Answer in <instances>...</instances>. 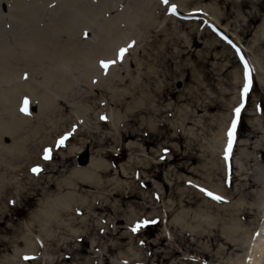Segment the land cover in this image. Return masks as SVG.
<instances>
[{"label": "rangeland", "instance_id": "obj_1", "mask_svg": "<svg viewBox=\"0 0 264 264\" xmlns=\"http://www.w3.org/2000/svg\"><path fill=\"white\" fill-rule=\"evenodd\" d=\"M156 1L151 18L141 0H0V92L16 88L0 104L17 120L0 115V264H237L245 253L229 225L252 234L264 218V0ZM95 5H107L97 21H113L112 39L88 25ZM33 30L43 38L30 44ZM58 47L63 58L47 56ZM241 57L252 86L226 162ZM18 118L27 127L11 133ZM96 162L101 172L87 170ZM198 205L217 217H197ZM145 220L156 223L133 234Z\"/></svg>", "mask_w": 264, "mask_h": 264}, {"label": "bare ground", "instance_id": "obj_2", "mask_svg": "<svg viewBox=\"0 0 264 264\" xmlns=\"http://www.w3.org/2000/svg\"><path fill=\"white\" fill-rule=\"evenodd\" d=\"M141 1H142L141 10L143 11V13H147L146 14L147 17L150 16L152 18V15H151V12H152L151 5H155L157 3V1L156 0H141ZM95 6L98 7L95 10L89 8V11L91 13H90L89 19L87 21L88 25H91L92 27H94L96 29H99V31L101 32V36L102 37L104 36V38L105 37L106 38L108 37V38H111L112 39V37H113V33L112 32L115 31V30H114V27L113 28L112 27H109L108 24L111 23V22H113V21L112 20H104V19L101 20V22H98L97 21L98 14L102 10H104V8H107V5H106V7H102L100 5H95ZM27 16H28V18H30L29 15H27ZM42 34H43L42 32L41 33H38V32L37 33L36 32L34 33V30L33 31H30L29 32V35H28L30 38H31V36L35 35V37L34 36L32 37V39L30 41V44L36 43L38 40H40L41 38H43L42 37ZM96 38L99 41V35L93 33V37H91V39L92 40H95ZM22 43L24 45L28 44V46L30 47V44H29V41H28V37L26 39H24L22 41ZM92 45L95 46L96 43L93 42ZM58 48H55L56 49L55 51L51 50L52 51V54L51 55H47V56L48 57L49 56H52V59L53 58H60V57L63 58V56H64L63 53H62V50L63 49L62 48H59L58 49ZM93 56H95V54ZM35 57H38V56L36 55ZM3 59L4 58H0V68L4 64V61L5 60H3ZM53 63L55 65L54 68L57 71V65H56L57 64V61L56 60H53ZM83 66L89 67V66H87V64H86L85 61L83 62V64H82L81 67H83ZM81 67H78V68H81ZM93 70L95 71V68L94 67H93ZM0 81L1 82H4L5 81V82L9 83V79L7 77H5V80H3V76L2 75H0ZM62 81H63L64 84L67 83V75L65 77H63V80L60 78L59 81L57 82L56 86L58 87V89L61 86ZM8 89L9 90H2L4 92H0V101H2L3 99L9 97V94L10 93H12V92L15 93L16 92V88L14 87V85L10 86ZM28 94L32 96L34 94V92L33 91H30ZM12 105H13V102H11L10 99L8 101H5L2 104H0V111H1L0 112V115L1 114H4V116H8L10 118V120L15 123L17 120H14V114H13L14 108H12ZM3 110H4V112H2ZM43 110H44L43 117L46 118V114L48 113V111L50 110V108L49 107H43ZM1 122L2 121H0V124H2ZM20 124H22L24 127H27L28 120H20L19 119V124H15L14 125L13 129L14 128H16V129L13 130V131L10 130V131H12L11 133L17 132V131L20 132V130L22 129L21 128L22 126ZM0 127H1L0 128V131H2L3 128H2V126H0ZM36 133H37V131H35V130H33L31 132L32 135H35ZM4 134L7 135V132L5 131ZM89 166H90V168L87 169L89 171H91L92 169H96L98 172H101L103 170V164L102 163L99 164V162L91 163ZM79 175H85L88 178H92L93 173L92 172L87 173V172H85L83 170L82 173H80ZM97 183H99V182H97ZM198 207H203L205 210L204 211H202L201 209H200L201 211L198 210V211H200V213H197L196 214L197 217L202 216V218L205 217V218H208V219H210V216L211 217H214V218L217 217L216 214L212 215L211 212L207 211V209H206V207H204V205H198ZM234 213L235 212H231L230 213V216L231 217L234 216ZM200 221H202V220L200 219ZM223 222L225 223V219L223 220ZM234 226L237 227V230H233ZM245 228H246L245 226L242 227L238 223H233L232 226L229 225V229L231 230V232H229V233L231 235H233V237H234L233 240L232 239L229 240L230 244H235V245L238 244V249H241V251H244L245 252L242 256L234 259V261L237 262V264H260V260H264V218H263L262 223L260 224V227L257 229V231H255V232L252 231V234H249V231L247 229H245ZM237 234H240V237H238ZM22 241L24 242V244L26 242V248L28 250L34 248V246H35V242L33 240V237L32 238H29V235H26L25 237L23 236L22 237ZM230 244L227 245L226 243H224V245L228 248V250H230V248H231V245ZM14 247L17 249V246H14ZM14 252L15 253H20L19 250H15ZM29 252H31V251H29ZM11 261L12 260H10L9 262H11Z\"/></svg>", "mask_w": 264, "mask_h": 264}, {"label": "snow or ice", "instance_id": "obj_3", "mask_svg": "<svg viewBox=\"0 0 264 264\" xmlns=\"http://www.w3.org/2000/svg\"><path fill=\"white\" fill-rule=\"evenodd\" d=\"M160 2L162 4H164L165 6H167L169 4V0H160ZM170 13L172 15H175L176 14V6L175 5H172L169 9ZM133 45L132 44H129L127 46V48H121L119 50V53H118V59H121L124 57L125 53L127 52L128 48H131ZM237 52H239V50L237 49ZM241 62L244 63V85H243V90L241 92V103L238 107H236L234 109V113H233V119L231 120V123H230V126L227 130V145H226V148L224 150V160L227 162L229 160V157H230V154L232 152V149H233V144H234V141L236 139V132H237V125H238V122H239V119H240V114H241V111L244 107V103H243V100L245 97L248 96V93H249V90L251 88V79H250V73H249V68H248V65L246 63V61H244L243 57H241ZM112 63H115V61H110V62H104V61H101L100 63V67L102 69L106 70L109 68L110 64ZM21 111L24 112L25 115L28 114V109H27V101H25V107L23 109H21ZM101 120H105L106 117L104 116H101L100 117ZM68 139V136L65 135L63 137H61L57 142H56V145L57 147H62L65 143V141ZM164 152V155H167V152H168V149H164L163 150ZM51 158V149H44V155H43V159L45 161L49 160ZM164 157L162 156L161 159H163ZM32 173L34 175H38L42 169L39 168V167H33L31 169ZM205 196L209 197L211 200L213 201H216V202H221L222 201V197L219 196V195H216L210 191H207L203 188H200L199 189ZM223 202H227V201H223ZM79 214V213H78ZM149 223H156V221H138L134 226L131 227V232L133 234L137 233L141 228H144L146 227ZM25 259H32L30 257H25Z\"/></svg>", "mask_w": 264, "mask_h": 264}, {"label": "water", "instance_id": "obj_4", "mask_svg": "<svg viewBox=\"0 0 264 264\" xmlns=\"http://www.w3.org/2000/svg\"><path fill=\"white\" fill-rule=\"evenodd\" d=\"M260 264H264V260H260Z\"/></svg>", "mask_w": 264, "mask_h": 264}]
</instances>
